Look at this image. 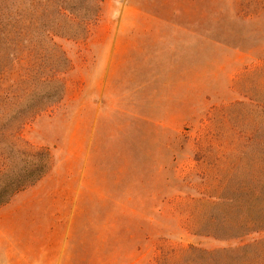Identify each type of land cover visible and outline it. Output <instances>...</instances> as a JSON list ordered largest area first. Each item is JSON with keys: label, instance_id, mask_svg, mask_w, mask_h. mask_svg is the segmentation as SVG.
Segmentation results:
<instances>
[{"label": "rangeland", "instance_id": "374dc122", "mask_svg": "<svg viewBox=\"0 0 264 264\" xmlns=\"http://www.w3.org/2000/svg\"><path fill=\"white\" fill-rule=\"evenodd\" d=\"M0 264H264V0H0Z\"/></svg>", "mask_w": 264, "mask_h": 264}, {"label": "trees", "instance_id": "16d2710c", "mask_svg": "<svg viewBox=\"0 0 264 264\" xmlns=\"http://www.w3.org/2000/svg\"><path fill=\"white\" fill-rule=\"evenodd\" d=\"M85 25H86V23H85ZM3 202H4V201H3ZM3 202H2V203H3Z\"/></svg>", "mask_w": 264, "mask_h": 264}]
</instances>
